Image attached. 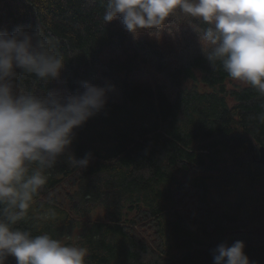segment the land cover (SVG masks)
Wrapping results in <instances>:
<instances>
[{
    "label": "trees",
    "instance_id": "trees-1",
    "mask_svg": "<svg viewBox=\"0 0 264 264\" xmlns=\"http://www.w3.org/2000/svg\"><path fill=\"white\" fill-rule=\"evenodd\" d=\"M104 7L0 0V28L38 26L65 58L64 83L26 87L114 86L14 227L87 247V264H213L211 249L237 240L264 264V95L208 62L192 18L132 35L105 25Z\"/></svg>",
    "mask_w": 264,
    "mask_h": 264
},
{
    "label": "clouds",
    "instance_id": "clouds-1",
    "mask_svg": "<svg viewBox=\"0 0 264 264\" xmlns=\"http://www.w3.org/2000/svg\"><path fill=\"white\" fill-rule=\"evenodd\" d=\"M177 11L198 22L193 30L208 47V62L264 95V0H105L103 22L119 21L134 35L161 28ZM65 63L38 26L0 28V264L10 257L16 264H87V247L14 227L27 218L50 170L70 153L76 130L104 110L114 91L87 81L75 92L38 94L24 85L26 78L64 83ZM92 159L91 153L72 156V164L86 169ZM211 255L213 264H250L239 240L219 243Z\"/></svg>",
    "mask_w": 264,
    "mask_h": 264
},
{
    "label": "water",
    "instance_id": "water-1",
    "mask_svg": "<svg viewBox=\"0 0 264 264\" xmlns=\"http://www.w3.org/2000/svg\"><path fill=\"white\" fill-rule=\"evenodd\" d=\"M258 163L264 167V147L259 148Z\"/></svg>",
    "mask_w": 264,
    "mask_h": 264
},
{
    "label": "rangeland",
    "instance_id": "rangeland-1",
    "mask_svg": "<svg viewBox=\"0 0 264 264\" xmlns=\"http://www.w3.org/2000/svg\"><path fill=\"white\" fill-rule=\"evenodd\" d=\"M159 36V35H158ZM160 37V36H159Z\"/></svg>",
    "mask_w": 264,
    "mask_h": 264
}]
</instances>
